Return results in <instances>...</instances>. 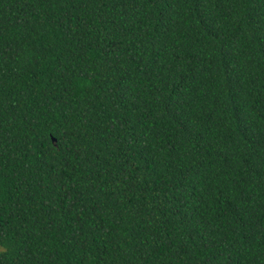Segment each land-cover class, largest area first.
<instances>
[{
  "label": "trees",
  "instance_id": "1",
  "mask_svg": "<svg viewBox=\"0 0 264 264\" xmlns=\"http://www.w3.org/2000/svg\"><path fill=\"white\" fill-rule=\"evenodd\" d=\"M0 264H264V0H0Z\"/></svg>",
  "mask_w": 264,
  "mask_h": 264
},
{
  "label": "water",
  "instance_id": "2",
  "mask_svg": "<svg viewBox=\"0 0 264 264\" xmlns=\"http://www.w3.org/2000/svg\"><path fill=\"white\" fill-rule=\"evenodd\" d=\"M53 140H54V138H53Z\"/></svg>",
  "mask_w": 264,
  "mask_h": 264
}]
</instances>
